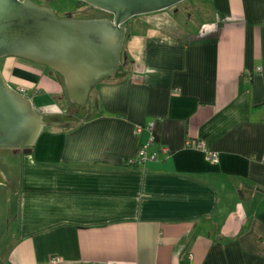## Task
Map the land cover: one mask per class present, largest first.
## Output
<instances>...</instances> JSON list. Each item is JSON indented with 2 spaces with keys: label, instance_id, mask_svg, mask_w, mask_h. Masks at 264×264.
I'll use <instances>...</instances> for the list:
<instances>
[{
  "label": "crops",
  "instance_id": "0c3cea01",
  "mask_svg": "<svg viewBox=\"0 0 264 264\" xmlns=\"http://www.w3.org/2000/svg\"><path fill=\"white\" fill-rule=\"evenodd\" d=\"M192 4L132 21L91 112L92 89L82 109L60 74L32 68L27 98L51 92L67 110L44 119L75 123L44 127L0 166L17 207L7 264H264V0ZM15 66L31 68L4 57L8 83ZM141 147L157 157L130 162Z\"/></svg>",
  "mask_w": 264,
  "mask_h": 264
},
{
  "label": "water",
  "instance_id": "95a60500",
  "mask_svg": "<svg viewBox=\"0 0 264 264\" xmlns=\"http://www.w3.org/2000/svg\"><path fill=\"white\" fill-rule=\"evenodd\" d=\"M77 1L112 18H62L30 0H0V59L23 58L50 67L62 76L69 100L85 109L92 87L122 64L125 23L184 0ZM74 123L45 120L30 99L10 87L0 69V155L34 145L50 124Z\"/></svg>",
  "mask_w": 264,
  "mask_h": 264
},
{
  "label": "rangeland",
  "instance_id": "374dc122",
  "mask_svg": "<svg viewBox=\"0 0 264 264\" xmlns=\"http://www.w3.org/2000/svg\"><path fill=\"white\" fill-rule=\"evenodd\" d=\"M30 1L38 5L48 6L52 8L56 12V14L62 18L68 16L70 18H75V19L97 18V17H101L102 14L98 12L97 8L94 7L95 9H93L89 7L90 5L77 4L76 0H30ZM197 1L200 2V0ZM192 3H194V0H184L178 3L176 6L179 5L181 6L182 9L189 10L190 8L189 5H191ZM201 3L205 5L206 1H201ZM203 4H201L196 10L197 11L195 13L196 21L205 20L206 18V16L204 15L205 11L203 10L204 6H202ZM190 9H194V8H190ZM140 16L142 15L131 17L125 23L127 26L130 27L129 34L133 30L132 21ZM125 55H126V45L124 46V49L122 51L123 64L125 60ZM3 59L4 58L0 59V66L3 63ZM17 59L19 60V62L21 61V63H23L24 65H28L31 68L24 70L21 69L19 66H15L13 70L14 78L9 83L10 87H12L13 89H17L20 84H25L26 86H29V89L30 88L34 89L33 87L36 86L38 78L35 75L36 71L32 69L33 67L36 68L38 67L40 69H49L48 71H52L51 68L48 66L40 65L23 58H17ZM117 69L115 71H117ZM105 79H107V77L101 80L103 81ZM95 85L92 87V91L90 94V101L87 105V110H88L87 112H91V99L94 95L93 93L96 88ZM32 101L33 103L35 102L37 104V105L34 104L35 107L37 106L39 110H43L46 112V113H42L45 119H47L48 116H50L49 114H56V113L61 114L63 111L67 110L66 108L67 106L66 107L63 106L64 104H66V102L61 101L60 99L59 100L55 99L54 97H52L51 92L42 91L37 95L36 100L33 99ZM49 127L46 126L44 131H47ZM48 143L50 144V142ZM17 161H18V156L15 154L0 155V166L5 170H7V166L9 164L14 165L17 163ZM9 169L11 170L12 173H15V171H17V167L15 169L12 166ZM9 181L12 184V187H8L5 184H4L5 186L0 185V264H7L6 255H7L8 247L11 246L14 242L16 225H17V222L15 221L17 207L15 204V193L12 190V188H14V184H13L14 180L11 178ZM8 185L10 184L8 183Z\"/></svg>",
  "mask_w": 264,
  "mask_h": 264
},
{
  "label": "built area",
  "instance_id": "2783aa9c",
  "mask_svg": "<svg viewBox=\"0 0 264 264\" xmlns=\"http://www.w3.org/2000/svg\"><path fill=\"white\" fill-rule=\"evenodd\" d=\"M16 91L25 97H28L29 95L32 94L30 89L26 86H23V85L18 86ZM151 141H152V139H151ZM186 144L188 146H190L191 141L187 140ZM196 148L204 151L206 160H208L212 163H217L219 161L220 155L218 153H214L213 151H209V150L205 149L201 143L198 142ZM156 157H157L156 152L149 153V152H147L145 147H141L138 150L137 158L131 159L130 162H144L148 158L153 159ZM58 262H59V259L57 257H52L50 260V264H58Z\"/></svg>",
  "mask_w": 264,
  "mask_h": 264
},
{
  "label": "trees",
  "instance_id": "16d2710c",
  "mask_svg": "<svg viewBox=\"0 0 264 264\" xmlns=\"http://www.w3.org/2000/svg\"><path fill=\"white\" fill-rule=\"evenodd\" d=\"M76 2H77V4L78 3L86 4V3L82 2V1H77L76 0ZM252 195H253V187L252 186L245 185V186H243L242 188L239 189V196H240V198L242 200H246V201L250 200Z\"/></svg>",
  "mask_w": 264,
  "mask_h": 264
},
{
  "label": "flooded vegetation",
  "instance_id": "af4514ba",
  "mask_svg": "<svg viewBox=\"0 0 264 264\" xmlns=\"http://www.w3.org/2000/svg\"><path fill=\"white\" fill-rule=\"evenodd\" d=\"M78 4H80V5H82V3H78ZM87 5V4H86ZM85 5V6H86ZM89 7H91V8H93V9H95L93 6H89ZM98 12H100V13H102L101 14V17H97V18H112V16H110V14L109 13H107L106 11H103V10H100V9H98ZM121 66V65H120ZM119 66V67H120ZM59 74V73H58Z\"/></svg>",
  "mask_w": 264,
  "mask_h": 264
}]
</instances>
